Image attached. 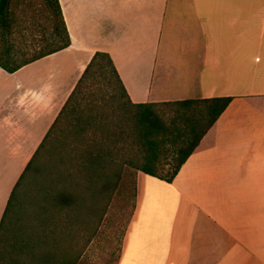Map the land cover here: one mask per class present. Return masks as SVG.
<instances>
[{
	"label": "crops",
	"instance_id": "crops-1",
	"mask_svg": "<svg viewBox=\"0 0 264 264\" xmlns=\"http://www.w3.org/2000/svg\"><path fill=\"white\" fill-rule=\"evenodd\" d=\"M58 3L69 47L13 74L0 68V220L101 52L132 104L232 98L171 184L136 174V213L117 264H264V0Z\"/></svg>",
	"mask_w": 264,
	"mask_h": 264
},
{
	"label": "trees",
	"instance_id": "trees-1",
	"mask_svg": "<svg viewBox=\"0 0 264 264\" xmlns=\"http://www.w3.org/2000/svg\"><path fill=\"white\" fill-rule=\"evenodd\" d=\"M44 1L57 22V46L50 52L17 60L7 49L6 35L1 32L4 52L0 54V68L8 74L70 45L58 0ZM9 5L10 0H0L1 29L10 28ZM102 78L111 91L109 101L119 110L117 122L106 129L101 116L93 112L98 105L85 92ZM231 101L228 97L132 104L110 57L95 53L10 193L0 220V264H75L78 255L66 250L63 242L70 233L71 216L76 223L83 218L84 199L77 190L97 195L126 192L135 205L136 174L141 172L171 184ZM160 108L171 114L167 120ZM87 109L89 113L84 114ZM61 122L66 124L64 129L59 127ZM59 134L62 141L74 137L80 142L77 153L73 148L54 147V141H61ZM52 150L58 162L46 167L40 158ZM123 152L130 156L121 160ZM61 165L66 166L63 172ZM46 170L61 180L62 187L51 185L43 190L36 227L29 232L21 219L25 189L30 180L36 182V176Z\"/></svg>",
	"mask_w": 264,
	"mask_h": 264
},
{
	"label": "rangeland",
	"instance_id": "rangeland-1",
	"mask_svg": "<svg viewBox=\"0 0 264 264\" xmlns=\"http://www.w3.org/2000/svg\"><path fill=\"white\" fill-rule=\"evenodd\" d=\"M173 11L174 8L170 7L165 34L173 24ZM8 18L10 28L8 30L0 28V33L6 35L8 47L13 48L16 53L14 57L17 60L30 58L38 53V48L57 46L59 29L44 0H10ZM1 46L0 36V48ZM85 92L89 93L98 105L99 109H95L93 112L101 116L103 127L105 129L112 127L113 124L111 123L117 122L118 118L115 116L119 114V110H117L115 103L109 101L111 91L107 81L102 78ZM160 111L161 114L165 115L164 120L171 116L167 111L164 113L163 109ZM87 113H89L88 109L84 111V114ZM65 126L64 122L59 124L61 129H64ZM95 134L98 136L97 131ZM89 136H93V131L89 132ZM59 137L61 141H54V147H58V150L73 148L74 154L77 153L76 149L80 142H77L76 138L71 137L62 141L61 134ZM129 156V153L123 152L119 158L123 160ZM56 161L58 162L55 150H52L50 155L47 154L40 158V163L46 167L49 166V163ZM24 164L22 163L20 168ZM65 167V165H61L60 170L63 172ZM39 174L36 176V182L30 180L27 183L23 198L21 219L26 223L24 227L29 232L36 227L43 190L51 185L57 189L62 187L61 180L56 175L47 173V170ZM77 191L84 199L83 218L80 223H76L74 217L71 216L72 218L68 222L70 233L65 238L63 247L78 255L75 264H117L127 231L136 213V200L135 205H133L132 199H129L126 192L119 195L111 193L97 195L82 188ZM71 220H73L72 223Z\"/></svg>",
	"mask_w": 264,
	"mask_h": 264
}]
</instances>
